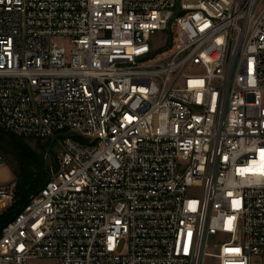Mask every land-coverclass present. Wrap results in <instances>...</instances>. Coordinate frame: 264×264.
Masks as SVG:
<instances>
[{
  "label": "built area",
  "instance_id": "1",
  "mask_svg": "<svg viewBox=\"0 0 264 264\" xmlns=\"http://www.w3.org/2000/svg\"><path fill=\"white\" fill-rule=\"evenodd\" d=\"M263 94L264 0H0V127L62 146L0 264H264Z\"/></svg>",
  "mask_w": 264,
  "mask_h": 264
},
{
  "label": "trees",
  "instance_id": "2",
  "mask_svg": "<svg viewBox=\"0 0 264 264\" xmlns=\"http://www.w3.org/2000/svg\"><path fill=\"white\" fill-rule=\"evenodd\" d=\"M25 139L13 136L0 127V158L16 177L14 202L0 216V226L11 221L25 207L29 198L39 192L51 177L44 154L30 147ZM57 167L58 164L55 163L54 168Z\"/></svg>",
  "mask_w": 264,
  "mask_h": 264
},
{
  "label": "rangeland",
  "instance_id": "3",
  "mask_svg": "<svg viewBox=\"0 0 264 264\" xmlns=\"http://www.w3.org/2000/svg\"><path fill=\"white\" fill-rule=\"evenodd\" d=\"M264 100V94H263ZM25 142L38 151L43 153V157L46 160L49 168H54L55 163L58 164L59 155L62 150L61 143L59 141L39 140L26 138ZM16 177L14 176L11 168L0 158V185L9 186L15 188ZM27 264H59L55 258H32L27 261Z\"/></svg>",
  "mask_w": 264,
  "mask_h": 264
}]
</instances>
